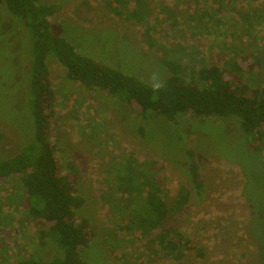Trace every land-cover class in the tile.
Here are the masks:
<instances>
[{
    "label": "rangeland",
    "instance_id": "rangeland-1",
    "mask_svg": "<svg viewBox=\"0 0 264 264\" xmlns=\"http://www.w3.org/2000/svg\"><path fill=\"white\" fill-rule=\"evenodd\" d=\"M37 1L61 5L51 32L80 56L148 86L165 83L170 61L191 70L223 67L234 83L264 88V0H121L116 9L114 0ZM34 40L0 0V161L35 142ZM47 61L56 155L84 202L78 221L89 224L82 260L263 264V140L256 148L233 119L144 117L126 98L88 89L55 58ZM158 186L170 212L153 228L147 196ZM180 188L190 193L181 208ZM29 208L15 180H0V264L66 257L56 238L40 240Z\"/></svg>",
    "mask_w": 264,
    "mask_h": 264
},
{
    "label": "trees",
    "instance_id": "trees-1",
    "mask_svg": "<svg viewBox=\"0 0 264 264\" xmlns=\"http://www.w3.org/2000/svg\"><path fill=\"white\" fill-rule=\"evenodd\" d=\"M5 3L10 12L31 29L35 39L32 110L37 131L33 144L24 145L19 153L0 161V180L13 179L25 192L30 202L29 214L41 232L40 240L45 242L48 238H56L66 250L64 259L52 262L30 259L5 264H88L82 260L80 251L89 243V224L87 220L78 221L77 218V211L84 202L74 193V181L62 173L53 143L57 132L51 120L56 106L47 65L51 57L66 69L70 80L91 90L99 89L124 97L144 117L149 114L164 116L173 124L188 115L233 119V123L240 124L244 133L257 142L256 148L261 140L264 141V88L234 83L223 67L213 65L191 70L186 65L170 61L164 63L170 72L165 83L148 86L120 70L80 56L66 39L55 36L49 19L60 11L61 5L41 4L37 0H5ZM114 4L115 9L124 5L121 0H114ZM195 177L200 188L199 173ZM179 190L181 208L189 200L190 193ZM147 201L157 218L153 228L161 227L170 212L161 187L158 186L157 192L149 193ZM262 221L264 226V219ZM262 237L264 264V235ZM170 246L175 251L179 242Z\"/></svg>",
    "mask_w": 264,
    "mask_h": 264
}]
</instances>
